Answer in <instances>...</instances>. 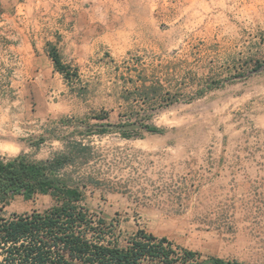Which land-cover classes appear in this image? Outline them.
Masks as SVG:
<instances>
[{
    "label": "rangeland",
    "instance_id": "obj_1",
    "mask_svg": "<svg viewBox=\"0 0 264 264\" xmlns=\"http://www.w3.org/2000/svg\"><path fill=\"white\" fill-rule=\"evenodd\" d=\"M60 154L118 244L264 264V0H0V155Z\"/></svg>",
    "mask_w": 264,
    "mask_h": 264
},
{
    "label": "trees",
    "instance_id": "obj_2",
    "mask_svg": "<svg viewBox=\"0 0 264 264\" xmlns=\"http://www.w3.org/2000/svg\"><path fill=\"white\" fill-rule=\"evenodd\" d=\"M47 54L65 79L77 76L55 44L47 43ZM143 128L164 131L149 124ZM70 161L63 154L38 161L0 155V264H245L216 256L204 259L198 251L143 229L125 245L118 244L105 219L94 217L83 205L81 187L59 176ZM37 194L49 195L52 205L42 211L4 214L15 195L33 199Z\"/></svg>",
    "mask_w": 264,
    "mask_h": 264
},
{
    "label": "bare ground",
    "instance_id": "obj_3",
    "mask_svg": "<svg viewBox=\"0 0 264 264\" xmlns=\"http://www.w3.org/2000/svg\"><path fill=\"white\" fill-rule=\"evenodd\" d=\"M5 144V143H4ZM2 146V145H1Z\"/></svg>",
    "mask_w": 264,
    "mask_h": 264
}]
</instances>
